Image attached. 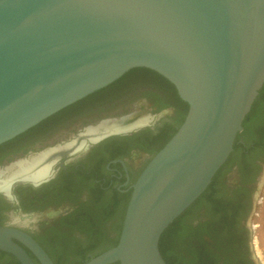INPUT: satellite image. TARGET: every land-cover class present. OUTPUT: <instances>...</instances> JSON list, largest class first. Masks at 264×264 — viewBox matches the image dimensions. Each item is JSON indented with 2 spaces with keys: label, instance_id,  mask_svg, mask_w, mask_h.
<instances>
[{
  "label": "water",
  "instance_id": "water-1",
  "mask_svg": "<svg viewBox=\"0 0 264 264\" xmlns=\"http://www.w3.org/2000/svg\"><path fill=\"white\" fill-rule=\"evenodd\" d=\"M136 67L170 80L189 111L133 184L118 244L86 264H167L161 236L227 161L264 85V0H0V145ZM17 182L30 181L0 193ZM12 238L54 264L28 234L0 230L22 264L34 263Z\"/></svg>",
  "mask_w": 264,
  "mask_h": 264
},
{
  "label": "flooded vegetation",
  "instance_id": "flooded-vegetation-1",
  "mask_svg": "<svg viewBox=\"0 0 264 264\" xmlns=\"http://www.w3.org/2000/svg\"><path fill=\"white\" fill-rule=\"evenodd\" d=\"M164 100L153 87L127 83L102 101L79 100L2 143L0 168L47 152L46 162L54 164L41 184L17 182L11 196L0 193V230L12 228L28 234L54 264H86L115 247V219L100 221L99 216L112 199H118L119 207L124 205L160 147L158 135L178 127L177 109L160 108ZM145 115L154 119L137 131L96 143L86 136L87 130L105 120ZM250 129L253 138L240 137L241 147L233 149L213 187L222 206L224 229L208 243L211 250L221 247L223 262L232 264H259L255 251L259 248L264 254V103ZM208 207L206 203L195 208L185 223L197 227L216 221ZM90 219L97 221V228H91ZM12 241L34 264H41L30 248L15 238ZM0 264L22 263L0 249Z\"/></svg>",
  "mask_w": 264,
  "mask_h": 264
},
{
  "label": "trees",
  "instance_id": "trees-1",
  "mask_svg": "<svg viewBox=\"0 0 264 264\" xmlns=\"http://www.w3.org/2000/svg\"><path fill=\"white\" fill-rule=\"evenodd\" d=\"M127 83H136V85L141 84L153 87L164 96L165 100L160 108L174 107L177 109L178 113L176 120L179 125L177 128L173 127V132L171 133L166 129L158 135L157 141H159L160 147L156 152H154L155 156L177 132L189 111V104L180 97L176 86L166 77L157 71L146 67L132 68L110 85L88 95L77 103L84 101H102L111 93L113 94V90ZM263 103L264 85L259 91V95L256 98L251 111L245 117L243 122V132L239 133L235 140L234 151L241 147V144L239 143L241 136L245 135L253 138V132L250 129V124L256 117L257 112ZM112 156L116 157L117 153ZM220 170L221 168L213 177L212 182L206 191L172 225H170L161 236L159 248L167 264H232L229 262H223L221 247H214V249L211 250L208 243V239L215 241L224 229V224L222 223L223 220L221 219L222 206L213 194V187ZM130 197L131 195L127 197L124 205H120V207L117 203L118 199H112L108 206L101 210L99 216L100 221L115 219L116 231L118 233L115 246L119 242ZM206 203L209 206L208 209L212 217H216V221H210V223L202 222L197 227L185 223L192 215L195 208L203 204L206 205ZM96 222L94 219L89 220L91 228H97L99 224Z\"/></svg>",
  "mask_w": 264,
  "mask_h": 264
},
{
  "label": "bare ground",
  "instance_id": "bare-ground-1",
  "mask_svg": "<svg viewBox=\"0 0 264 264\" xmlns=\"http://www.w3.org/2000/svg\"><path fill=\"white\" fill-rule=\"evenodd\" d=\"M151 118L152 116H148L145 118L142 117L140 119L138 118L122 125H104L102 126V128L90 129L89 131L87 130L88 132L86 136L88 135L89 140L93 142L99 137L106 135L115 129L124 130L147 124L149 123ZM47 156L48 152L42 155L40 154L39 156H33L29 160L18 162L7 168H4L3 170H0V191L7 193L9 191L10 184L15 180L38 182L44 179L48 175L51 166L54 164L46 162V158H48Z\"/></svg>",
  "mask_w": 264,
  "mask_h": 264
},
{
  "label": "rangeland",
  "instance_id": "rangeland-1",
  "mask_svg": "<svg viewBox=\"0 0 264 264\" xmlns=\"http://www.w3.org/2000/svg\"><path fill=\"white\" fill-rule=\"evenodd\" d=\"M149 115H145V117H148ZM112 228L116 230V222L113 223ZM262 241L264 240V234H261ZM255 253L259 256V264H264V254H262L261 250L258 248Z\"/></svg>",
  "mask_w": 264,
  "mask_h": 264
}]
</instances>
